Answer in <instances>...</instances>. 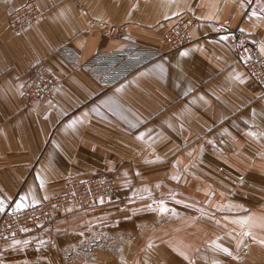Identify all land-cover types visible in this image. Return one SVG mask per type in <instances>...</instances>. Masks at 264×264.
Wrapping results in <instances>:
<instances>
[{
    "label": "crops",
    "instance_id": "crops-1",
    "mask_svg": "<svg viewBox=\"0 0 264 264\" xmlns=\"http://www.w3.org/2000/svg\"><path fill=\"white\" fill-rule=\"evenodd\" d=\"M36 1L40 16L15 32L7 10L26 0L0 3V215L62 195L71 177L111 172L113 191L0 243V264H59L65 252L72 262L77 248L138 253L145 236L143 248H164L175 222H192L195 241L181 248L195 255L169 264H264V85L223 32L241 29L264 56L263 0L247 13L238 0ZM183 15L194 19L191 41L170 49L164 35ZM134 44L157 55L120 79L82 66ZM37 63L61 83L24 105L21 84Z\"/></svg>",
    "mask_w": 264,
    "mask_h": 264
},
{
    "label": "built area",
    "instance_id": "built-area-1",
    "mask_svg": "<svg viewBox=\"0 0 264 264\" xmlns=\"http://www.w3.org/2000/svg\"><path fill=\"white\" fill-rule=\"evenodd\" d=\"M5 0H0V3ZM245 4V13L253 8L258 0H238ZM259 12L264 14V0ZM41 14L36 0L26 2L16 8L7 10V24L11 31H18L37 19ZM194 19L183 15L165 33L164 38L170 49H175L191 41L190 29ZM232 40L233 53L249 77L259 86L264 85V56L258 42L239 28H227L223 31ZM61 54L69 64L79 66L78 57L67 50ZM156 52L140 45H130L123 50L105 53L96 57L93 62L82 65L88 72L97 77L107 76L117 80L137 67L142 59H151ZM60 78L54 76L43 63L33 65L28 77L21 84L20 100L24 105H33L48 101L57 87ZM113 175L109 172L90 174L85 178L71 177L66 180L64 193L60 196L42 200L28 207H15L14 204H5L0 215V243L19 236L30 230L51 224L54 216L71 205L87 202L94 199L111 196Z\"/></svg>",
    "mask_w": 264,
    "mask_h": 264
},
{
    "label": "rangeland",
    "instance_id": "rangeland-1",
    "mask_svg": "<svg viewBox=\"0 0 264 264\" xmlns=\"http://www.w3.org/2000/svg\"><path fill=\"white\" fill-rule=\"evenodd\" d=\"M111 173V172H109ZM113 175V173H111ZM90 176V175H89ZM114 179V175H113ZM114 183V182H113ZM113 191V188H112ZM112 193V192H111ZM111 195V194H110ZM110 196L107 198H101V199H94L90 200L87 202L79 203L76 205H71L68 206L67 208L63 209L62 211L58 212L53 219V222L48 225L44 226H51L54 222L57 216L61 213L64 212L67 209L84 205L86 203L90 202H96V201H103L107 202L109 201ZM192 223V222H191ZM190 222H175L172 223V236L171 239H168L167 247H158L156 246L155 248H148L142 246V244L145 242L147 243L148 237H141V247L138 248V253L137 248H99L96 253L95 251L92 250V248H77L76 253L74 254L76 261L70 262L68 259V254L67 252L61 253V262L59 264H165V261H168V264L170 263V260L172 259L175 260V257H184V258H192L195 255V248H181V245L187 244L189 240L195 241V237H190L189 233L192 231L187 228L191 224ZM178 224V226H176ZM221 233H227L226 230H223L221 228ZM24 234V233H23ZM22 235V234H21ZM20 236V235H19ZM17 237V236H15ZM14 238V237H12ZM11 239V238H10ZM219 239H221V245H219V248L221 247V250L227 251V247L230 241V236H221ZM9 240V239H8ZM108 238L106 239L105 242H107ZM158 242V240H157ZM173 245V248H170V246ZM172 250H177V253L172 252ZM102 252V253H101ZM108 253L109 258H114L112 257L113 255L117 256V262H109L105 259H103L104 254ZM116 252V253H115ZM206 252V251H205ZM113 255H112V254ZM208 255H212L211 252H206ZM136 254L139 256V262H132V260L135 258ZM71 255V254H69ZM205 255V254H204ZM63 256L65 257V260H63ZM99 256V257H98ZM207 256V255H205ZM217 256V254H216ZM133 258V259H132ZM218 258V257H217ZM221 260H228L227 255L221 256ZM72 260V258L70 257ZM68 260V261H67ZM13 264H37L33 262H23V263H13ZM42 264H52L51 260H46ZM55 264V263H54Z\"/></svg>",
    "mask_w": 264,
    "mask_h": 264
},
{
    "label": "snow or ice",
    "instance_id": "snow-or-ice-1",
    "mask_svg": "<svg viewBox=\"0 0 264 264\" xmlns=\"http://www.w3.org/2000/svg\"><path fill=\"white\" fill-rule=\"evenodd\" d=\"M253 14L255 15V13H253ZM17 207H23V205L22 204H18Z\"/></svg>",
    "mask_w": 264,
    "mask_h": 264
}]
</instances>
